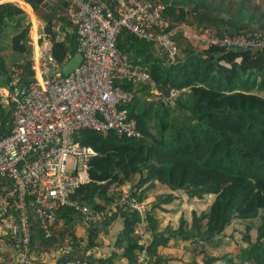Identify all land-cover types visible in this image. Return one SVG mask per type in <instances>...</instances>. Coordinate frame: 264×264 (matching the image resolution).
Here are the masks:
<instances>
[{"label": "trees", "instance_id": "trees-1", "mask_svg": "<svg viewBox=\"0 0 264 264\" xmlns=\"http://www.w3.org/2000/svg\"><path fill=\"white\" fill-rule=\"evenodd\" d=\"M26 1L43 23L52 55L60 65L64 64L74 51L70 42L58 38L66 18L57 16L47 1L40 5ZM157 1L168 5L164 16L171 27L189 25L216 38L264 31V0ZM30 29L20 7L13 2L0 3V85L9 80L7 61L1 54L9 51L7 38L12 36L10 53L26 64L31 54ZM175 41L181 57L171 56L176 58L172 63L154 43L137 39L126 30L117 37L121 55L146 66L164 94L171 88L184 89L173 106L165 107L149 99L146 87L124 85L134 92L127 109L142 133L140 139L90 130L78 134L80 143L92 147L96 156L88 163L89 182L80 185L70 199L91 211H106L122 195L118 189L129 186V199L143 203L147 209L151 237L144 247L134 233L141 223L139 213L122 206L118 212L105 215L100 225L91 227L84 248L79 243L82 238L71 237L76 251L81 253L69 256L86 264H118L121 260L137 264V254L143 249L149 257L148 264H167L169 259L159 251L175 235L180 241H188L189 246L201 247L198 255L203 264H264V49L253 52L209 45L196 51L181 33ZM2 116L0 113V119ZM156 184L171 193H158L147 202L148 192ZM178 191L189 198L211 196L212 203L200 211L192 209L189 224L180 218L177 229L167 226L158 231L160 222L155 211L173 202ZM59 215L73 229L76 211L62 208ZM118 215L121 230L110 254L86 257L84 252L94 246L98 232L105 233ZM233 220L248 222L242 235L239 232L233 253L213 252L222 245L220 236ZM253 228L254 241L249 234ZM55 241L54 237L44 239L35 227L32 251L36 255L50 251Z\"/></svg>", "mask_w": 264, "mask_h": 264}, {"label": "built area", "instance_id": "built-area-1", "mask_svg": "<svg viewBox=\"0 0 264 264\" xmlns=\"http://www.w3.org/2000/svg\"><path fill=\"white\" fill-rule=\"evenodd\" d=\"M63 1L81 62L63 75L47 35L38 32L26 64L13 66L7 83L0 85V244L9 250L8 264H49L47 259L53 264H86L69 256L81 253L70 238L65 247L54 243L52 250L39 255L31 247L35 227L46 240L64 231L62 208L76 211L87 223L103 217L104 211H91L70 199L89 182L88 163L96 156L92 147L80 143L78 134L90 130L142 137L127 109L133 89L124 85L145 86L152 99L165 107L173 106L184 91L171 88L164 94L146 66L125 59L116 46L122 30L156 44L170 57L179 53L175 37L180 31L203 46L264 49V31L216 38L208 31L189 33L183 24L171 27L164 16L168 5L157 0ZM122 206L139 213L135 234L146 246L150 234L144 205L130 200L123 189L106 211L113 213ZM146 255L143 249L136 263L146 264Z\"/></svg>", "mask_w": 264, "mask_h": 264}, {"label": "rangeland", "instance_id": "rangeland-1", "mask_svg": "<svg viewBox=\"0 0 264 264\" xmlns=\"http://www.w3.org/2000/svg\"><path fill=\"white\" fill-rule=\"evenodd\" d=\"M47 3L49 5H51L50 1H47ZM28 21H29V23L31 25V29H30V32H29V38H32V36H33V34L35 32L37 34V30L34 27L35 25L33 26L29 19H28ZM33 22H35V20H33ZM40 27H43V26L41 25ZM40 27H38V32L40 30ZM186 27L188 28L189 33H193V34H196V35H199V34L203 33V32H201L199 30H194V28L189 26V25H186ZM65 32L66 31L64 30V33L62 32V33L58 34V38H62V37L64 38L65 36L69 37L68 32H66L67 34ZM7 33H10V31L7 32ZM11 37L12 36L7 38L8 50L9 51L1 53L6 58V61H7L6 65H7V68H8L9 71H10L11 66L21 62V59H16V57H14L12 53H10V52H12L11 49H10V39H11ZM33 39H35V37ZM187 40L193 46L194 50L199 51V50H201L203 48L202 45L195 44L194 41H192L190 39H187ZM162 52H160V53L163 56L165 54L166 58L170 62H172V63L176 62V58L173 59L174 57H169L163 50H162ZM176 57L180 59L181 53L179 52V54H177ZM159 188H160V186L156 184L154 189H151L148 192V196L149 197H154L158 193H162L163 195L171 193V191H169L166 188H162L160 190H159ZM119 190L120 191L122 190V192H123L122 188L118 189V191ZM177 195H178V197L176 198L177 199L176 202H173L172 204H177V205L183 204V205L180 206V210L184 209L183 212L181 214L178 213L177 217H173V216H167L166 213L163 212V211H165L167 209V207L163 208L164 210L158 209V210L155 211V215H156V218H157V216L161 217L159 219L160 222H163V223L167 222L168 224L172 223V222H176L177 225H178L179 224V219L182 218L186 222V224H189L190 220H191V211H192V209H197L198 211H200V209H202L203 207L205 208L208 205H210V203H212V197L208 196V195H203V197L200 198V199H198V198L190 199L186 194H184L181 191H178ZM153 199H151L150 201H153ZM166 206L170 207V205H166ZM149 207H150V205L148 204V209H149ZM178 210H179V206H178V208L172 210V212L176 213ZM115 212H118V209ZM199 213L200 212H198V214ZM107 214H110V213H108L107 211H104L103 212V217H102L101 220L93 221V222H90V223H87L81 215H79V214L75 215L74 220H73L74 224L72 225L73 229L70 228L69 225L66 226L63 232L57 233V235L55 237L56 241L54 243H59V246L65 247L66 246V242H65L66 239L67 238L71 239V237L73 238L75 236L76 238H82V240L79 241V243H80V247L84 248V246H86V244L88 243V241L90 239V229H91V227H94L96 225H100L101 221L104 218L107 217V216L104 217ZM252 221H253L252 223H254V224L257 223L256 220H252ZM247 224H248L247 221L233 220L232 223L224 230L223 234H221L220 240H222L225 243H230L231 245H237V242L240 239L239 232L242 235V233L244 232L245 227H246ZM249 224H251V222H249ZM146 226H147V221H146ZM120 228H121V218L118 215L117 218L112 223H110V225L107 227L105 233H103V231H101V230L98 232L97 236L93 239L94 246L88 249V251H89L88 252V256H92V257H100L101 255L107 256V253H108V251L110 249H108V247L105 246V243L113 241V239L115 238V236L118 233V231L120 230ZM251 228L252 227H250V229ZM73 232H75L76 235ZM249 234H250L251 240L254 241V239H255V230H254V228L250 231ZM111 236H113V238H111ZM243 246H245V245L243 244ZM200 248H199L198 245L197 246H192L191 245L190 248H188L190 257L200 259L199 255H198V251H199ZM230 249H231V247H223V248H221V250L223 252L224 251H229ZM112 250H113V247H112ZM110 252H109V254H110ZM0 253L1 254H4V253L7 254V251L2 246H0ZM229 253L231 254V253H233V251L229 252ZM145 261H147L146 264H148L149 257L147 255H146V260ZM118 264H121V263H118Z\"/></svg>", "mask_w": 264, "mask_h": 264}, {"label": "crops", "instance_id": "crops-1", "mask_svg": "<svg viewBox=\"0 0 264 264\" xmlns=\"http://www.w3.org/2000/svg\"><path fill=\"white\" fill-rule=\"evenodd\" d=\"M44 1H46V0H44ZM47 1L51 2V5L57 11L56 12L57 16L58 15L64 16V12H63L64 2H63V0H47ZM1 2H13V3H15L18 7H20L25 12V14L27 15V18L30 20L31 24L33 26L35 25L34 27H35L36 30H38V27H40L41 25L43 26V23L37 18V15L33 11L31 5L26 0H1ZM33 20H35V22H33ZM64 30L66 32H68L69 37L65 36L64 38L62 37V38H59V39L60 40L61 39H66L68 42H70L72 44V47L74 48L73 39L75 40V35H74V33H72L70 31L67 21H66L65 26L63 27V30L60 33H62V32L64 33ZM36 35L37 34L35 32L33 34V36L36 37ZM75 54H76V52H75V48H74L73 55L71 57H74ZM61 66L63 67L64 65L62 64ZM162 188H164V187H160L159 190L162 189ZM177 193L178 192H176L174 194L176 197H175V200L173 202H176V200H177L176 199L178 197ZM151 199H153V197H149L148 196L147 202H150ZM190 199H192V198H190ZM173 202L168 204V205H170V207L166 206V205H163L162 206V210H164L163 208L167 207V209L165 211H163V212H165L167 216L177 217V214L178 213L181 214L183 212V210H184V209L180 210V206L183 205V204H180V205L172 204ZM178 206H179V210L176 213H173L172 210L178 208ZM157 218L159 220L161 217L157 216ZM167 226L171 227L172 229H177V227H178L176 222H172V223H169V224L167 222L166 223L160 222L158 231H162ZM120 230H121V228H120ZM73 233L76 235L75 232H73ZM166 236H168V235L166 234ZM111 238H113V236H111ZM173 238H175L176 241L173 240ZM179 239H180V237L178 235H175L174 237L170 238V241L167 243V246L163 247L159 251V253L162 256H165V257H167L169 259L167 264H203L200 259L190 257L189 250L185 248V247L190 248V246L188 245L187 242L180 241ZM195 242H197V241L195 240ZM220 242H221L222 245H219L216 249H213V252L221 253V252H223L221 250V248H223V247H231V249L229 251H224V252H232V251H234V249H235L234 245H231L230 243L226 245V243L223 242L222 240ZM112 243H113V241L105 243V246L108 247V249H110L108 251L107 255L112 250ZM0 246H2V245L0 244ZM2 247L7 251V254L4 253V254H2V256H0V263L8 264V261L10 260L9 250L6 247H4V246H2ZM101 256H103V255H101ZM103 257H105V256H103ZM47 262L49 264H53V260H51V259H47ZM120 263L121 264H125L126 262H125V260H121Z\"/></svg>", "mask_w": 264, "mask_h": 264}, {"label": "water", "instance_id": "water-1", "mask_svg": "<svg viewBox=\"0 0 264 264\" xmlns=\"http://www.w3.org/2000/svg\"><path fill=\"white\" fill-rule=\"evenodd\" d=\"M32 3L40 5L44 0H29ZM255 51V50H254ZM82 60V56L79 53H76L72 59H70L62 68L61 73L63 75H68Z\"/></svg>", "mask_w": 264, "mask_h": 264}, {"label": "clouds", "instance_id": "clouds-1", "mask_svg": "<svg viewBox=\"0 0 264 264\" xmlns=\"http://www.w3.org/2000/svg\"><path fill=\"white\" fill-rule=\"evenodd\" d=\"M46 1H47V0H46ZM0 2H1V1H0ZM63 2H64V1H63ZM1 3H3V2H1ZM63 12H64V9H63ZM64 17H65V15H64ZM65 18H66V17H65ZM66 20H67V19H66ZM67 23H68V21H67ZM68 26H69V23H68ZM184 26H186V25H184ZM39 32L44 33V32H43V27H40ZM201 32H204V31H201ZM178 33H181V34L183 35V32H182V31H180V32H178ZM178 33H177V34H178ZM37 34H38V30H37ZM44 34H46V33H44ZM177 34H176V36H177ZM209 34H210V33H209ZM210 35H211V34H210ZM183 36H184V35H183ZM211 36H213V35H211ZM47 37H48V40H49V36H47ZM184 37H185V36H184ZM213 37H214V36H213ZM185 38H186V37H185ZM186 39H188V38H186ZM49 42H50V40H49ZM31 43H32V38H30V45H31ZM199 45H201V44H199ZM50 46H51V42H50ZM156 46H157V45H156ZM202 46H203V45H202ZM216 46H217V45H216ZM204 47H206V46H204ZM74 48H75V40H74ZM178 49H179V48H178ZM251 51L256 52L257 50H255V51H254V50H251ZM31 52H32V45H31ZM75 52H76V50H75ZM179 52H180V50H179ZM76 53H77V52H76ZM166 54H167V53H166ZM178 54H179V53H178ZM29 56H30V55H29ZM29 56H28V57H29ZM174 56H176V55H174ZM28 57H27V58H28ZM169 57H170V56H169ZM27 58H26V59H27ZM72 58H73V57H68L67 60L69 61V60L72 59ZM67 60H66V61H67ZM66 61H65V62H66ZM68 61H67V62H68ZM67 62H66V63H67ZM18 64L23 65V66L25 65L24 63H18ZM18 64H14L13 66L18 65ZM63 65H65V64H63ZM13 66H11V68H12ZM11 68H10V69H11ZM61 68H62V66H61ZM9 73H10V71H9ZM144 87H145V86H144ZM147 90H148V89H147ZM168 90H169V89H168ZM148 93H149V92H148ZM149 95H150V93H149ZM149 99H150V100H153L152 97H151V95H150V98H149ZM153 101H154V100H153ZM155 102H156V101H155ZM170 107H171V106H170ZM128 187H129V186H124L122 189H127V190H128ZM116 199H117V198H116ZM142 204H143V203H142ZM143 205H144V204H143ZM107 208H108V207H107ZM144 208H145V205H144ZM145 211H146V209H145ZM113 213H114V212H113ZM89 223H90V222H89ZM139 224H140V223H139ZM139 224H138V225H139ZM135 229H136V228H135ZM148 232H149V231H148ZM134 233H135V230H134ZM149 234H150V233H149ZM137 236H138V235H137ZM138 238H139V237H138ZM150 238H151V237H150ZM149 241H150V240H149ZM139 242L141 243L140 239H139ZM148 243H149V242H148ZM141 244H142V243H141ZM146 246H147V245H146ZM146 246H144V247H146ZM86 252H89V251H86ZM86 257H88V255H87ZM105 257H106V256H105Z\"/></svg>", "mask_w": 264, "mask_h": 264}]
</instances>
